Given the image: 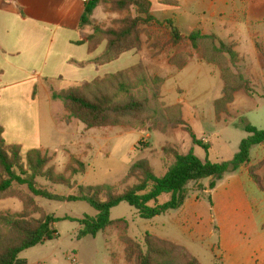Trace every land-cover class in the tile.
<instances>
[{
    "label": "rangeland",
    "instance_id": "rangeland-1",
    "mask_svg": "<svg viewBox=\"0 0 264 264\" xmlns=\"http://www.w3.org/2000/svg\"><path fill=\"white\" fill-rule=\"evenodd\" d=\"M110 1L102 0L96 19H93L101 30L116 28L123 17L134 14L133 10H115ZM249 28L259 33L264 31L258 26ZM140 40V49L136 51L143 55L142 68L136 73L157 75L165 80L160 90L163 107L178 106L182 119L190 125L192 132L210 144L209 153L193 145L190 135L180 127L162 130L159 126L152 131L129 125L87 129L64 110L59 100H47L44 94L39 93L41 153L49 160L47 167L69 178L72 183L68 187L40 180L57 193L67 195L74 193L77 185L97 184L115 185L117 190H121L135 182V177L126 180L124 177L130 165L139 159L147 160L155 173L162 175L167 165L163 161L165 146L176 147L182 152L192 150L203 159L228 160L237 152L241 139L247 136L243 125L264 128V88L254 87L246 77L250 75L243 74L239 66L229 68L230 72L240 73L249 81L253 96L242 89L231 91V87L236 85L233 81L227 89L232 94V102L225 106L217 103L224 95L221 67L227 65V57L217 58L218 65L206 62L186 40L173 46L168 30L156 25H142ZM102 42L105 43L104 40ZM215 42L219 44L220 40L216 38ZM202 45H205L203 41ZM193 54L199 63L211 66L206 68L201 64V72L197 74V68L178 72L193 59ZM178 65L182 67L178 68ZM69 86L56 84L55 90ZM216 104L222 110L225 108L220 112L219 121L215 118ZM3 107L0 105L1 113ZM4 124L7 129L8 124ZM4 137L7 144L20 145L22 154L31 149L29 142H37L31 135L26 139L23 132L16 133L10 129L5 131ZM255 156L253 147L251 158ZM78 163L82 164L81 169ZM72 169L78 172L73 173ZM236 177L235 184L221 181L212 196L204 191L191 190L180 208L149 219L140 217L134 206L123 201L111 208L110 218H123L126 224L109 226L95 236L79 238L77 221L59 220L55 223L58 234L55 239L27 248L19 257L26 264H133L126 260L122 238L140 239L150 233L184 246L201 264H264V190L250 181L243 171H238ZM204 183L207 185L208 180ZM167 198L168 195L163 194L159 200L162 203ZM29 199L31 205L27 207ZM36 208L54 213L58 218L96 214V210L84 201L34 197L24 186H14L0 196V214L19 213L27 209L31 216L37 217L39 212L35 211Z\"/></svg>",
    "mask_w": 264,
    "mask_h": 264
},
{
    "label": "trees",
    "instance_id": "trees-1",
    "mask_svg": "<svg viewBox=\"0 0 264 264\" xmlns=\"http://www.w3.org/2000/svg\"><path fill=\"white\" fill-rule=\"evenodd\" d=\"M115 10L129 11L119 21L116 28L101 30L95 25L92 16L102 0H88L80 18V27H91L88 34L80 43L87 44L89 52L94 51L105 41L103 51L95 61L108 63L117 59L121 54L140 49V28L145 26H159L168 30L170 43L179 45L188 41L191 48L200 54L206 62L217 63V58L227 57V65L221 67V76L225 84L223 97L217 101L221 105L232 102V94L228 93L230 83L236 85L231 91L238 89L253 96V88L242 74H231V67L239 61L238 54L232 45L216 44L215 36L202 34L199 29L183 32L171 19L159 20L150 11L149 0H111ZM202 41L205 45H202ZM207 56V57H206ZM183 63V62H182ZM178 65V68H181ZM142 63L114 73L95 77L74 86L52 91L51 98L59 100L64 110L81 121L85 127L103 126H139L147 131L180 127L191 137L193 145L200 146L208 154L210 144L203 142L193 132L190 125L182 119L179 107L176 105L163 107L160 102L161 86L164 79L160 76L137 74ZM129 73H132L129 75ZM232 78V80H230ZM215 118L220 119L222 108L216 104ZM146 127V128H144ZM247 136L239 142L238 150L228 160L212 161L200 158L189 150L179 151L176 147L163 148V161L167 164L162 175H157L145 159H139L130 165L124 177H135V182L117 190L115 185H77L74 193L60 194L50 186L41 183L43 180L54 185H67L71 187L69 178L56 174L51 167H47L48 158L40 149H30L22 154L17 144H7L3 138V127L0 125V196L13 189L14 186H24L34 197H43L54 201H84L96 210L94 216L84 215L81 218L64 216L58 218L51 212L40 208L37 217L31 216L30 211L13 214H0V264H26L19 257L20 253L30 247L42 244L47 240L55 239L57 229L55 223L59 220H71L79 223L77 236H95L112 225H125L123 218L111 219L110 210L121 202H126L137 209L142 218H152L168 210L180 208L190 196L189 192L213 189L216 182L226 173L235 172L241 166L247 168L248 174L260 190H264V181L256 173L264 165V160L251 164V149L264 143V128L252 125H243ZM24 156V157H23ZM79 169L82 164L78 163ZM77 173L76 169H72ZM208 184L205 185V181ZM192 184V187L190 186ZM168 195L164 202L159 197ZM30 199L27 207H29ZM26 207V208H27ZM125 257L133 264H201L184 246L170 240L161 239L153 234L146 233L140 239L124 236Z\"/></svg>",
    "mask_w": 264,
    "mask_h": 264
},
{
    "label": "crops",
    "instance_id": "crops-1",
    "mask_svg": "<svg viewBox=\"0 0 264 264\" xmlns=\"http://www.w3.org/2000/svg\"><path fill=\"white\" fill-rule=\"evenodd\" d=\"M149 2L155 18L171 19L183 32L199 29L202 34H212L221 43L232 45L239 57L236 66L243 74L250 75L246 77L254 87L264 88V31L259 33L249 28L264 29V0ZM85 6L82 0H0V105L4 106L3 113L0 110V125L4 140L7 129L23 132L26 139L30 135L37 139V142H29L31 149L41 150L39 93L53 100L51 92L56 91V84L73 86L142 61L141 52L132 50L111 62L97 63L95 58L103 51L105 43L92 52L87 50L86 43L78 44L91 32V27H80ZM192 57L178 72L197 68V74L201 72V64L206 68L211 66L199 63L195 54ZM254 147L256 156L251 158V164L264 160V143ZM238 171H243L253 181L247 168L241 166L235 172L226 173L213 189L204 192L212 196L221 181L235 184ZM256 173L264 180V165Z\"/></svg>",
    "mask_w": 264,
    "mask_h": 264
},
{
    "label": "built area",
    "instance_id": "built-area-1",
    "mask_svg": "<svg viewBox=\"0 0 264 264\" xmlns=\"http://www.w3.org/2000/svg\"><path fill=\"white\" fill-rule=\"evenodd\" d=\"M82 1L86 3L88 0H82ZM73 260H74V258H73Z\"/></svg>",
    "mask_w": 264,
    "mask_h": 264
}]
</instances>
